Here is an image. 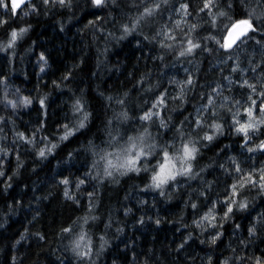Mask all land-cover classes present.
<instances>
[{
  "label": "clouds",
  "instance_id": "clouds-1",
  "mask_svg": "<svg viewBox=\"0 0 264 264\" xmlns=\"http://www.w3.org/2000/svg\"><path fill=\"white\" fill-rule=\"evenodd\" d=\"M20 3L27 7L18 26L5 29L9 21L0 15V55L10 64L31 63L37 83L26 94L11 75H0V178L13 154L8 141L16 151L12 176L19 178L26 163L20 145L43 163L74 138L82 144L89 137L88 170L75 180V192L88 203L83 215L60 229L61 255L73 264H102L115 245L124 264H264V0ZM0 10H8L6 0ZM33 17L50 20L65 39L71 28L83 44L48 90L45 78L56 71L50 49H37L42 37L25 44L36 29ZM126 48L136 52L131 65L127 54L117 55ZM22 76L27 84L26 68ZM53 90L67 105L56 131L47 134L42 121L28 133L21 130L20 111L38 106L46 116ZM71 183L59 180L63 197L79 208ZM128 187L135 195L125 192L120 207L111 206L115 214L102 207L105 191ZM173 205L178 208L169 216L161 214L160 207ZM165 223L175 226V235L161 244L155 235ZM137 229L152 236L148 244L129 234ZM27 235L13 241L14 252ZM22 259L14 254L11 264Z\"/></svg>",
  "mask_w": 264,
  "mask_h": 264
},
{
  "label": "trees",
  "instance_id": "trees-1",
  "mask_svg": "<svg viewBox=\"0 0 264 264\" xmlns=\"http://www.w3.org/2000/svg\"><path fill=\"white\" fill-rule=\"evenodd\" d=\"M6 4L8 10L5 11L3 16L9 23L5 25V29L18 26L17 21L21 14V9L26 8L27 5L21 8H14L10 0H6ZM31 22L36 24V29H34L32 36L25 41V44L33 38L39 40L42 37L44 42L38 43L37 49H50L49 56L56 70L55 73H49V76L45 78L46 82L43 86L45 90H48L53 75H59V72L64 69L66 61H74L76 59L73 53L82 48L83 44L80 37L73 33L71 28L68 29L71 39H65L59 30L52 26L50 20H38L33 17ZM4 31V29H0V35H3ZM21 47L23 49V45ZM124 54H127L129 65H131L135 59L136 52L126 48L124 53H118L117 55L123 56ZM30 58L29 55L27 59L30 60ZM91 65L92 60L88 59L86 67L83 69L86 75L89 73ZM25 68L29 75L27 84L24 83L22 76ZM0 75H11V83L14 86L24 88L26 94H32L35 91L37 83L35 72L31 63L27 61L21 62L17 59L10 64L8 58L0 55ZM64 96L67 97L68 93L65 92ZM92 102L98 108L100 107L101 102L98 99L93 98ZM0 111H3V109L0 108ZM66 112L67 105H62L61 95L53 90V97L50 98L46 116L40 112L38 106H34L27 112L20 111L17 116V124L21 130L28 133L30 125H39L42 121L45 125V132L51 135L52 132L56 131L55 126L64 120ZM5 131L11 136L10 126H6ZM98 137L99 133L94 138L97 143L100 142ZM88 141V136L82 138V144L76 142L74 138L67 146L59 150L55 156L49 157L43 163L35 160L34 154L28 151L29 146L27 144L20 145L19 155L26 160V163L20 170L19 178L12 176L13 169L17 163L15 146L11 144V141L6 142V146L13 147V154L6 159L5 176L0 178V225H6V227H0V249L3 250L2 255H0V264H11V256L14 254L24 256L20 264H60L61 259H63L64 264H73L67 253L61 255L63 241H61L58 233L60 229L69 226L86 211L88 199L86 196H81L75 192V180L77 177L82 178V172L88 170L84 167L85 163L90 159ZM73 148L79 149V151L75 153L74 158H69L67 153ZM0 159H3V157H0ZM33 165L37 166V171L35 172H31ZM8 177H11V181L8 180ZM65 178L72 181L70 188L77 199H80L79 208L72 201L63 197L64 185L59 184V180ZM8 183H11V188H8L6 192L5 189ZM84 191H91V188L86 187ZM127 191H131L135 195L134 189L130 187L120 193L105 191L102 207H107L108 211H113L112 205L119 208L120 201ZM177 208L178 205H173L169 210L160 207V212L167 217ZM139 211L137 209V212ZM113 214H115L114 211ZM120 216L122 217V213H120ZM131 219L135 220L136 217L133 216ZM148 228L151 232L153 226L149 225ZM26 231L28 233L26 239L21 241L14 252L12 248L13 241ZM36 233L43 234L45 239L40 241ZM129 234L134 240L137 236H140L142 246L148 244L152 239L150 234L141 236L138 229L135 231L129 230ZM174 235L175 226L173 225L172 229H169L167 223H165L162 230L156 233L155 239L163 244L167 240L172 239ZM114 249L115 251L110 250L105 255L102 264H113L114 260L117 261V264H124L123 254L119 252L115 245Z\"/></svg>",
  "mask_w": 264,
  "mask_h": 264
},
{
  "label": "water",
  "instance_id": "water-1",
  "mask_svg": "<svg viewBox=\"0 0 264 264\" xmlns=\"http://www.w3.org/2000/svg\"><path fill=\"white\" fill-rule=\"evenodd\" d=\"M10 2L12 3V5L16 4V3H20V0H10ZM26 4L24 3H20V7L18 8H21V7H24Z\"/></svg>",
  "mask_w": 264,
  "mask_h": 264
},
{
  "label": "rangeland",
  "instance_id": "rangeland-1",
  "mask_svg": "<svg viewBox=\"0 0 264 264\" xmlns=\"http://www.w3.org/2000/svg\"><path fill=\"white\" fill-rule=\"evenodd\" d=\"M6 8H7V4H6ZM5 13V10H0V15H3Z\"/></svg>",
  "mask_w": 264,
  "mask_h": 264
},
{
  "label": "snow or ice",
  "instance_id": "snow-or-ice-1",
  "mask_svg": "<svg viewBox=\"0 0 264 264\" xmlns=\"http://www.w3.org/2000/svg\"><path fill=\"white\" fill-rule=\"evenodd\" d=\"M14 7H19V3L14 4Z\"/></svg>",
  "mask_w": 264,
  "mask_h": 264
}]
</instances>
